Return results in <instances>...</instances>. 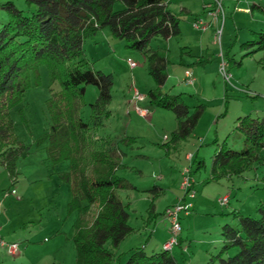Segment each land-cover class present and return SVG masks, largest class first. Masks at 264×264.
Wrapping results in <instances>:
<instances>
[{
	"label": "rangeland",
	"instance_id": "rangeland-1",
	"mask_svg": "<svg viewBox=\"0 0 264 264\" xmlns=\"http://www.w3.org/2000/svg\"><path fill=\"white\" fill-rule=\"evenodd\" d=\"M6 1L0 0V5ZM11 1L25 14L36 10L35 5L29 6L25 0ZM176 1H194L191 2L196 9L194 13L201 12L200 16L206 10L202 0ZM213 1L208 0L207 3ZM222 3L225 19L223 24V21L212 24L214 33L208 39L210 52L205 63L208 65L207 73L202 65L196 64L193 56L184 52L185 43L195 30H199L194 26V20L192 23L187 16L183 15L185 19L182 20L184 35L174 37L171 50L163 37H156L151 42L153 49L165 50L170 60V76L162 88L163 92L182 94L191 107L200 103L207 106L193 133L176 146L165 145L170 139L166 136L175 130L177 120L170 109L154 106L149 92L156 88V84L143 62V53L126 47L124 40L115 39L109 28L84 41L88 61L96 69L111 73L114 78L113 99L107 107L109 113L108 116L102 115L104 125L93 124L91 127L94 148L107 147L111 142L119 145L127 153L124 158L127 167L120 169L119 175L134 186L133 189L117 191L129 205V223L136 229L123 242L122 251L145 246L151 252L153 247L157 248L155 245H163L166 240L161 241L158 237L154 245L147 243L155 229L154 221L149 222L152 194L148 190L154 185L166 188V194L155 201L157 214L165 213L168 205H175L185 197L182 180L187 168L192 169L196 180V197L191 199L187 196L186 199L193 202L194 210L188 216H181L183 249L186 248L184 252L188 256L186 264H208L223 246V226L239 227V213L258 216V206L264 201V162L255 164L242 175L208 181L213 157L224 141L237 150L245 147L244 137L237 127L238 118L246 115L264 118V52L247 54L248 51L242 48L253 30L264 29V0L253 9L254 16L249 12L245 17L239 14L234 18V6L238 9L242 4H231L229 8L225 6V0ZM115 8H122L119 0H116ZM7 20L8 13L0 6V27ZM219 27L222 28L221 44L215 40V31ZM190 45L195 51L196 44ZM221 49L224 56L229 49V56L225 59L232 75L230 83L220 72ZM130 61L137 65L131 68ZM186 68L198 71L195 85L184 82ZM28 81L29 86L21 101L10 110L14 139L31 146V153L17 162L19 175L14 184L0 159V214L6 220H2L4 232L0 239L3 237L7 243L20 244L23 252L14 256L0 248V264H76L73 224L78 214L68 211L71 188L61 178V173L69 170V160L54 166L47 157L45 145L38 147L35 144L37 138L50 129L52 115L48 101L62 87L58 80L52 81L46 61L38 63L36 69L30 71ZM133 86L145 97L139 106L150 110L147 117L140 116L134 107L128 109L126 106V101L132 99ZM98 94L96 85L86 86L80 109V115L86 121L91 120V104ZM125 137H133L135 141L124 143L121 140ZM190 152L194 155L192 160L186 159ZM199 161L203 162L200 167ZM225 195L230 196V202L221 206L218 199ZM96 211V206L90 208L89 221ZM177 249L179 244L174 251Z\"/></svg>",
	"mask_w": 264,
	"mask_h": 264
},
{
	"label": "trees",
	"instance_id": "trees-1",
	"mask_svg": "<svg viewBox=\"0 0 264 264\" xmlns=\"http://www.w3.org/2000/svg\"><path fill=\"white\" fill-rule=\"evenodd\" d=\"M25 1L36 6L35 12L25 14L11 0L0 5L8 13L7 22L0 27V159L12 184L19 175L17 162L31 153V146L14 139L10 110L21 101L29 86L30 71L46 61L52 81L58 80L62 88L48 101L52 115L50 129L35 144L45 145L54 166L69 160V170L62 172L61 178L71 188L68 211L78 214L73 224L76 264H186L177 259L174 249L166 250L163 245L151 252L145 246L128 253L116 252L136 231L129 223V205L117 191L134 186L119 175V170L125 167L119 145L94 148L91 126L102 125V115L108 116L114 78L88 61L83 44L88 37L109 28L115 39L124 40L126 47L143 53L156 84L149 92L154 106L170 109L176 116L177 126L165 144L176 146L193 133L207 106L200 103L191 107L182 94L163 92L170 60L165 50L153 49L151 42L156 37L180 36L181 21L187 13H175L169 8V0H119L120 9L115 8L116 0ZM255 6L252 5V10ZM242 48L247 54L264 52V29L253 30ZM206 60L207 57H200L196 64L203 65ZM89 84L96 85L99 94L91 104V120L86 121L80 109ZM237 127L245 147L237 150L224 141L213 157L208 181L242 175L264 162V118L239 117ZM121 141L129 144L135 138L125 137ZM198 163L200 167L203 162ZM148 191L152 194L149 222H153L158 216L155 201L164 189L154 185ZM92 206L97 211L89 221ZM237 219L238 228L223 226V246L208 264H264V201L258 206V216L239 213Z\"/></svg>",
	"mask_w": 264,
	"mask_h": 264
},
{
	"label": "built area",
	"instance_id": "built-area-1",
	"mask_svg": "<svg viewBox=\"0 0 264 264\" xmlns=\"http://www.w3.org/2000/svg\"><path fill=\"white\" fill-rule=\"evenodd\" d=\"M208 18V20H207ZM222 19V20H221ZM225 19V10L223 7L222 0H214L212 3H209L206 5V10L204 12L203 16L197 17L194 20V26L197 29L205 30L208 29L212 24L220 23V21H223L224 23ZM215 40L219 41L221 44V37H222V28H217L215 31ZM221 63H220V72L225 78V81L228 83L231 82L232 75L229 72V65L228 62L225 59V56L223 52L221 51ZM131 68L135 67L137 64L135 62H129ZM185 82L189 85H193L196 83L197 78L195 77L192 70L187 69L185 71ZM145 97L140 92V90L133 86V95L132 100L134 102V109L137 111V113L142 117H147L150 114V110L148 108L140 107L139 102L144 101ZM167 138V136H166ZM182 189L185 192L184 199L180 200L175 205L169 206L165 210V217L169 220L170 223V232L171 235L169 239H167L163 243V247L166 250L172 251L176 245L179 243V238L182 231L181 226V216L182 215H188L192 212L193 209V202L190 200H187V196H189L191 199H194L196 197V188L192 179V176L190 174V169H186L183 173V180H182ZM230 196L225 195L218 199V202L221 204V206L229 204ZM3 232V226L0 223V234ZM0 248L5 249L8 254L10 255H19L23 252V248L18 243H7L4 241V239H0Z\"/></svg>",
	"mask_w": 264,
	"mask_h": 264
},
{
	"label": "crops",
	"instance_id": "crops-1",
	"mask_svg": "<svg viewBox=\"0 0 264 264\" xmlns=\"http://www.w3.org/2000/svg\"><path fill=\"white\" fill-rule=\"evenodd\" d=\"M191 2H194V1H191ZM191 2H188V3H183V2H179V3H177V1L176 0H169V8L171 9V10H173L175 13H180L181 11H183V12H185V13H187V15H185V16H187L188 18H189V20H191L192 21V23H193V20H195L197 17H199L201 14V12L200 13H194V12H196V9H194V6H193V4H191ZM208 2V0H202V3L201 4H203V6L204 5H207V4H209V3H207ZM239 2L242 4V5H240L239 4ZM245 2V3H244ZM206 3V4H205ZM236 3H238L239 4V7H238V9H236V5L234 6V8H233V12H232V17L234 18L235 16H237V15H239V14H243L244 16L243 17H245V15L247 14V13H249V12H251L252 13V16H254L253 15V10H252V5H261V3H262V0H252L251 2H250V0H225V6H228L229 8L231 7V4H232V6L234 5V4H236ZM244 3V4H243ZM183 19H185V18H182V20ZM181 30H182V33H181V35L180 36H178V37H181V36H183L184 35V28H183V26H182V21H181ZM111 33V32H110ZM213 33H214V30H213V25L212 26H210L208 29H205V30H201V29H199L198 31L197 30H195V33L194 34H192L193 36H192V38L191 39H188L189 41H187L186 43H185V45L183 46V48H186L185 49V51L184 52H186L189 56H193L194 57V59L197 61L200 57H206V56H209V48H208V39L210 38V36H213ZM183 34V35H182ZM106 35H108V34H106ZM174 39V37H172V38H168V39H166V41H167V43H168V47H169V49L171 50V47H172V40ZM191 43H195L196 44V50L195 51H193V49H192V47H191ZM223 49V48H222ZM222 49H221V51H222ZM229 50V49H228ZM228 50H227V57L229 56V52H228ZM204 52H206V55H204ZM218 58H220V56H219V54H218V56H217ZM225 57H226V54H225ZM222 59V58H221ZM194 60V61H195ZM143 62H144V64L145 65H147L146 64V58H145V56L143 55ZM203 66V70H204V72L205 73H207L208 72V65L207 64H203L202 65ZM185 70H187V68L185 69ZM191 70V69H190ZM192 72L194 73V75H195V77H196V73L198 72L196 69L193 71L192 70ZM185 75V74H184ZM169 76H170V74H169ZM197 78V77H196ZM184 82H185V80H184ZM197 82V81H196ZM186 83V82H185ZM196 84V83H195ZM195 84H193V85H195ZM226 86H227V84H226ZM184 97V96H183ZM185 99V98H184ZM186 101V100H185ZM187 102V101H186ZM126 106H127V108L129 109V107H134V102H133V100L131 99V100H128V101H126ZM104 125V121H103V123H102V125H100V126H103ZM92 127V126H91ZM195 130V129H194ZM170 137V135H168L167 136V138L166 139H168ZM98 138V137H97ZM96 138V139H97ZM108 139V138H107ZM108 140H110V138L108 139ZM111 144H112V142H111ZM114 146V145H113ZM116 147H117V145H115ZM121 149V148H120ZM121 151L124 153V156H123V164H124V166L125 167H127V164L124 162V158H125V156L127 155V153L125 152V151H123L122 149H121ZM194 158V155H193V153H187L186 154V159H189V160H192ZM124 167V168H125ZM18 168V167H17ZM123 168V169H124ZM191 176H192V179H193V182H194V185L196 184V180H195V178H194V176H193V174H191ZM160 187H162L163 189H164V193H163V195L161 196V197H163L165 194H166V188L164 187V186H162V185H159ZM161 197H159V198H161ZM159 199H157L156 200V202L158 201ZM230 202V201H229ZM125 203V202H124ZM175 203V202H174ZM170 205H172V203L170 204ZM170 205H168L166 208H168ZM165 210V209H164ZM193 210H194V205H193ZM129 211V210H128ZM155 211H156V213L158 212L157 211V205L155 204ZM188 215H190V214H188ZM187 215V216H188ZM2 220L4 221V222H6V220H5V218H4V216L2 215V214H0V223H1V225L3 226V224H2ZM130 220V219H129ZM154 224H155V229H154V231H153V234L154 235H152L151 237H150V239H148L147 240V243L149 242V244L150 245H154L155 244V240H156V237H158L161 241L163 240V241H165V240H167V238L169 237V234H170V223H169V220L165 217V215H164V211H163V213L162 214H158V217L155 219V221H154ZM3 232H4V229H3ZM2 232V233H3ZM128 238V237H127ZM126 238V239H127ZM2 239H3V237H2ZM125 239V240H126ZM124 240V241H125ZM123 241V242H124ZM123 242H122V244H123ZM122 244L120 245V247H119V249L116 251L117 253H122V252H126V253H128L129 251H122L121 250V247H122ZM155 246H157V248H154L153 247V249L152 250H160L161 249V246L160 245H155ZM184 246H185V244L183 243V237H182V235H180V242H179V249H177L176 250V252L173 250V254L177 257V259L179 260V261H181L182 262V260H184L185 261V263L187 262V260H188V256H187V254L184 252V250H186V248L185 249H183L184 248ZM133 250V249H132ZM126 259V257H124L123 259H122V261H124Z\"/></svg>",
	"mask_w": 264,
	"mask_h": 264
}]
</instances>
